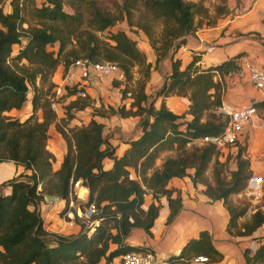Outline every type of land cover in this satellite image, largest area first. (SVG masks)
<instances>
[{
	"label": "trees",
	"instance_id": "1",
	"mask_svg": "<svg viewBox=\"0 0 264 264\" xmlns=\"http://www.w3.org/2000/svg\"><path fill=\"white\" fill-rule=\"evenodd\" d=\"M113 3L110 11L96 0H10L9 13H4L0 5V162L12 161L24 171L0 183V264H98L100 260L109 263L124 253L140 251V247L127 244L125 239L132 228L149 234L160 206L159 197L166 200V222L181 206L179 192L166 187L172 177L187 176L192 184L203 183L206 196L221 200L228 214L226 230L230 235L249 236L264 222L263 186L261 204L254 206L248 220L241 224L238 219L244 215L246 205L237 209L227 200L230 194L244 188L251 174L248 159L240 158L242 146L234 153L235 168L228 171V180L220 175L224 164L215 161L212 183L205 181L204 172L216 157L218 147L211 143L186 147L194 139L222 132L225 120L210 111L220 106L222 77L237 72L239 55L204 68L196 65L199 56L192 55L181 68L180 60L173 55L185 36L201 25L195 21L196 14L202 11L198 2ZM119 21H125L127 31L110 32L106 40L96 35ZM155 27L159 28L157 36L153 35ZM140 33L146 36L154 53V67L163 58L170 59L169 73L154 97L175 95L185 99L189 119L173 113L163 102L155 107L154 98L145 93L152 66L136 45L135 38ZM13 45H18V49L12 55ZM48 46L56 49L48 50ZM79 58L114 64L125 85L132 81L131 69H137L134 88L120 89L122 98L129 91V107L106 106L109 115L138 118V135L126 141L127 148L120 156L114 155L104 123L90 118L85 124L68 125L74 112L88 105L87 95L73 98L63 107L64 117L55 120L47 94L39 93L34 84L35 80L41 83L49 79L59 64L65 68ZM216 75L218 79L214 78ZM74 92L75 89L66 88L67 95ZM28 99V116L20 119L9 114ZM252 104L255 108L263 107L264 98ZM37 109L41 111L40 120L34 114ZM206 112L208 116L202 119ZM93 114L107 116L99 109H94ZM52 122L65 143L55 171L51 169L54 156L46 148L47 129ZM162 151H173L174 155L166 156L155 167ZM105 157L112 160L108 169L102 167ZM189 169L192 173L187 172ZM78 180L87 189L85 204L96 208L93 218L97 224L86 231L79 223V231L69 235L44 230L35 205L44 196H55L65 200V210L67 201L75 199L73 184ZM148 193L152 201L145 206L143 197ZM258 242L252 250L244 249L245 264H264V241ZM111 245L114 247L110 248ZM145 251L151 252H140ZM197 255L205 256L209 262L220 257L205 230L189 238L178 254L153 264H190Z\"/></svg>",
	"mask_w": 264,
	"mask_h": 264
},
{
	"label": "crops",
	"instance_id": "2",
	"mask_svg": "<svg viewBox=\"0 0 264 264\" xmlns=\"http://www.w3.org/2000/svg\"><path fill=\"white\" fill-rule=\"evenodd\" d=\"M9 1L2 0L0 3L4 13L10 12ZM35 1L38 3L40 0ZM241 3L243 5L241 7L242 9L238 10L234 1L226 0L224 4L226 11L223 10L222 13L217 15L214 22L210 24L202 23L192 34L185 36L184 43L173 55L174 58L180 60L181 68L191 59L192 55L199 56L196 65L201 68L217 64L237 55L239 56L236 60L239 64L241 61H249L254 66L264 65V18L262 16L264 13V0H254L252 3L247 0H242ZM117 27L118 29L127 31L125 21H120ZM255 33L258 34V37H254ZM135 39L137 40V47L144 53L146 61L152 66L144 87L145 93L149 95V87L156 84L161 85L164 77L168 75L170 59L169 56L163 58L157 63L156 68H154L155 56L148 44L146 36L140 33L139 37ZM17 49L18 45L12 46V55L15 54ZM63 69V65L61 64L55 68L50 77L51 83L54 85L60 83ZM154 75L157 79H161L160 83L153 81L155 79ZM96 78L97 76L92 75L86 80L80 81L86 95H94V89L91 86L95 85ZM214 78L218 79V76L216 75ZM117 80L121 81L122 78ZM222 80L224 90L221 95V103L219 107L211 111L213 113H219L218 110L220 107L232 108L243 106L249 103L259 102L264 98L259 91L247 82L246 73L243 70H237V72H233L229 77L223 76ZM73 98H75L74 95H63L58 99V103L54 109L56 115L55 120L64 117L63 107ZM157 98L154 101L155 107H158L163 102L164 104L170 105V110L173 113L184 114V118L189 119L190 115L185 113L187 109L185 99L175 95ZM95 108L97 106L90 108V112L85 111L87 107L84 110L76 111L68 121V125L85 124L90 118L104 123L108 141L114 149V155H122L127 148L126 141L138 135L136 126L138 118L132 116L121 118L117 115H108L106 117L95 116L94 114L92 115ZM30 113L31 104L29 99L20 109H11L9 111V114L18 116L20 119L25 118ZM34 114L38 120L41 119L40 109H37ZM129 119H132V123H134V132L128 134L123 132L122 128L108 131L110 121H114V123H126ZM119 126L117 125V127ZM47 134L46 148L54 156L51 169L55 171L65 152V143L60 134L55 130L54 122L48 126ZM242 140L245 141L246 155L250 160V172L263 176L264 126H255L252 123H246L243 126L238 142ZM223 148L225 147H218L219 150H223ZM227 151H229V154L226 152L223 155L224 158L232 153L231 148L229 150L227 149ZM235 151L232 155H234ZM255 152L258 153L255 154ZM158 159L159 157L154 162L155 167H158L160 165L158 163H161L157 162L159 161ZM111 165V159L106 157L102 159V167L104 169L110 168ZM234 168V165L230 167V169ZM20 172H24L21 165L14 164L8 160L1 161L0 183L16 176ZM187 172L192 173V169L187 170ZM25 173H29V171H25ZM204 176L206 182L212 183L209 167L206 168ZM166 187L173 188L179 192L181 206L176 214L170 221L166 222L168 215L166 200L165 197H159L158 201L160 206L157 216L149 229V234L140 228H132L125 239L127 244L140 247V251L150 250L153 253L155 262H161L169 255L178 254L185 242L189 238L197 237L198 233L202 230L208 232L212 246L220 254V257L216 261L207 264H245L243 257L244 249L252 247V245L256 246L259 240L264 241V222L249 236L230 235L226 230L228 214L222 201L211 200L206 196L203 183L192 184L187 176L181 178L172 177L167 182ZM39 188L40 186H37V189ZM8 190V187L4 188V192L7 193ZM242 193L250 196L244 190ZM74 194L75 199H69L67 201L65 210H63L66 204L65 200L55 196H44L43 200L35 205L44 230L64 235L75 234L79 231L80 225L76 217V212L86 201L87 189L82 185H78L74 187ZM151 201L152 199L149 193L144 195L143 205L146 206ZM250 213L251 210L246 215L240 217L238 221L244 222L248 220ZM253 236L257 237L252 239L251 237ZM113 247L114 245L110 246V248ZM118 263L119 257H114L109 263L100 260L98 264Z\"/></svg>",
	"mask_w": 264,
	"mask_h": 264
},
{
	"label": "built area",
	"instance_id": "3",
	"mask_svg": "<svg viewBox=\"0 0 264 264\" xmlns=\"http://www.w3.org/2000/svg\"><path fill=\"white\" fill-rule=\"evenodd\" d=\"M238 70L246 73L247 82L264 97V65L254 66L249 61H241ZM107 76L114 75L115 78H122L119 69L112 63L106 61L90 62L86 59H75L64 69L60 78V83L52 87V93L47 96L51 109H55L58 99L66 94V88H73L75 92L71 95L75 97H85L80 81L86 80L89 76ZM218 112L225 116V125L222 132L215 136H204L200 138L203 143H211L217 147H226L238 142L243 126L251 123V117L257 114L256 108L252 103L232 108L220 107ZM264 126V119H263ZM264 179L261 175L250 174L243 188L244 192L254 199L261 196ZM80 185L79 180L75 181L73 187ZM46 198V197H45ZM96 208L93 204H83L76 212V217L86 231H91L97 224L93 218ZM155 258L152 252H128L119 257L118 264H153ZM192 264H207L208 259L203 255L194 256Z\"/></svg>",
	"mask_w": 264,
	"mask_h": 264
},
{
	"label": "rangeland",
	"instance_id": "4",
	"mask_svg": "<svg viewBox=\"0 0 264 264\" xmlns=\"http://www.w3.org/2000/svg\"><path fill=\"white\" fill-rule=\"evenodd\" d=\"M96 1H97V3L100 6L104 7L105 9L113 11V8H114V3L113 2L119 3L121 0H96ZM187 1L198 2L201 5L202 11L197 13L196 16H195V21L199 22V24H202V23H205V22L206 23L214 22V19H215V17L217 15L222 13L223 10L226 11V8L224 6L226 0H187ZM232 1L235 2V6L238 7L237 8L238 10L242 9L241 8L243 6L242 3H241L242 0H232ZM247 1L252 3L254 0H247ZM212 10H213V12H212ZM262 16L264 18V13L262 14ZM119 24H120V21L116 22L114 26L110 27L109 29H106L105 31H103L101 33L100 32H96V35L100 39L106 40V37L108 36V34L110 32L118 30L117 25H119ZM158 30H159L158 27H155L153 29V35L154 36H157ZM257 35L258 34L255 33L254 37H258ZM47 49L48 50H51V49L55 50L56 48L54 46L53 47L52 46H48ZM236 62L238 63L237 60H236ZM19 63H24V61H21ZM239 66L240 65L238 63V68H239ZM154 68H156V66ZM136 70H137L136 67H133L131 69V74H132L133 78H132V81L128 83V85H125L123 80L120 81V80L115 79L114 75L97 76V78H96L97 80L95 81V85L91 86L94 89V95H90L91 97L87 95L88 105L86 106L87 109L85 111L86 112H90V110H89L90 108H93V106H97V108H95V109H99L101 112H104L105 115L108 116L110 111H109V109L106 106H111L113 108H116V107H118L120 105H124V108L127 109L129 107L128 105H129V102H130V99L128 98L129 91L132 90V88H134V82L133 81L138 77V74H137ZM154 77H155V79L153 81L155 83L156 82L157 83L161 82V79L160 80L157 79L155 75H154ZM34 84L37 87V89L40 90L39 93L47 94V96H49L52 93V87H50L51 86L50 85L51 84L50 78L47 79L46 81L41 82V83L39 81L35 80ZM159 85L160 84L151 85L149 87V89H148V93H149L148 96L150 98L153 97L154 101L157 98V97H154L155 96V92L157 90H159V88L161 87L162 84L160 86ZM125 86H127L129 91H127L126 94H125V97L122 98L121 97V93H120V89L124 88ZM29 96L30 95L28 94V97ZM158 97H160V96H158ZM157 100H158V98H157ZM156 102H155V105H156ZM169 104H170V102H169ZM164 105H165L166 108H168L170 110V105H167V104H164ZM84 109L85 108H83V110ZM256 111H257L256 116L258 118H260V119H264V106L260 107V108H258V106H257L256 107ZM70 112L72 114L73 111H70ZM211 113H213V112H211ZM214 114L218 115V118L220 120H226L224 115H222L220 113H215V112H214ZM207 116H208V112L203 114L202 119L206 118ZM132 122H133L132 119L131 120L129 119L128 121H126V123H123V122L122 123H114V121H110L109 122V126L110 127H108V131L115 130L116 128H122L123 132H126L128 134L132 133V132H134V123H132ZM117 125H120V126L117 127ZM202 144H203V142H201V140L198 138V139H194L193 141H191V143L188 144L186 147H189L190 145L199 146V145H202ZM244 144H245V141L242 140L241 142H238V143H236L234 145L226 146L225 148H223V150H219L218 149L216 157H214V159H212V161H210L211 163H209L208 166H207V167L210 168L211 181H212V170H213V168L215 166V161H218V162H221V163L224 164L220 175H221V177L224 180H228V174H229L228 171H230L231 170L230 167H232L233 165L235 166V163H236L235 155H232V154H233V152L235 150L238 149V146H242L241 155H240L241 157L240 158H242V159L247 158L248 161H249V164H250L249 157L246 155V151H245L246 148H245ZM230 148H231V152L232 153L230 155H227L224 158L223 155L226 152H227V154H229V151H227V149L229 150ZM257 153L258 152H255V154H257ZM168 155H174V152L173 151H164V152L162 151L159 154V156H158L159 157V159H158L159 161H157V162H161L162 159L165 158ZM263 163H264V160H263ZM158 164H160V163H158ZM255 175H259V174H255ZM262 177L264 178V175ZM73 189H74V187H73ZM242 192H243V189H241L237 193L230 194L228 196L227 200H228L229 204H231L232 206H236L237 209L242 207V206H244V205H246V211L244 213V215H246L248 213V211L251 210V212H252L254 206H257V205L261 204V198L259 197L258 199H254L251 196H246ZM79 193H80V191H79ZM74 196H75V194H74ZM74 205H75V203H74ZM77 220H76V222H77ZM78 221H80V220H78ZM239 222L240 221H238V223ZM241 223L242 222H240L239 224H241ZM254 246L252 245V247H249V249L252 250L254 248Z\"/></svg>",
	"mask_w": 264,
	"mask_h": 264
},
{
	"label": "water",
	"instance_id": "5",
	"mask_svg": "<svg viewBox=\"0 0 264 264\" xmlns=\"http://www.w3.org/2000/svg\"><path fill=\"white\" fill-rule=\"evenodd\" d=\"M251 123L255 126H262L263 125V119L258 118L256 115H253L251 117Z\"/></svg>",
	"mask_w": 264,
	"mask_h": 264
}]
</instances>
